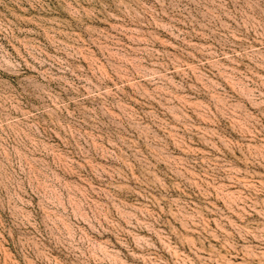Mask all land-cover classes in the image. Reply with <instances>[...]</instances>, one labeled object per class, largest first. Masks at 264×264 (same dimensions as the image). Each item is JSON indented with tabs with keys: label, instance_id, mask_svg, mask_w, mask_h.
<instances>
[{
	"label": "rangeland",
	"instance_id": "1",
	"mask_svg": "<svg viewBox=\"0 0 264 264\" xmlns=\"http://www.w3.org/2000/svg\"><path fill=\"white\" fill-rule=\"evenodd\" d=\"M0 264H264V0H0Z\"/></svg>",
	"mask_w": 264,
	"mask_h": 264
}]
</instances>
